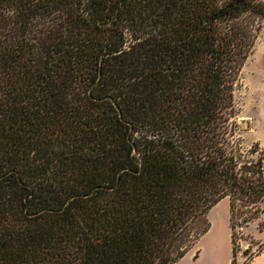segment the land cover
Returning a JSON list of instances; mask_svg holds the SVG:
<instances>
[{"label":"trees","instance_id":"1","mask_svg":"<svg viewBox=\"0 0 264 264\" xmlns=\"http://www.w3.org/2000/svg\"><path fill=\"white\" fill-rule=\"evenodd\" d=\"M263 27L264 0H0V264H176L225 198L237 264L264 232L236 105Z\"/></svg>","mask_w":264,"mask_h":264},{"label":"rangeland","instance_id":"2","mask_svg":"<svg viewBox=\"0 0 264 264\" xmlns=\"http://www.w3.org/2000/svg\"><path fill=\"white\" fill-rule=\"evenodd\" d=\"M239 109L238 123L245 132L242 135L245 147L264 144V27L257 40L252 56L246 61L236 93ZM207 220L209 232L197 246L188 251L176 264H228L232 262V241L230 238V201L222 199L213 207ZM242 238V239H241ZM237 264H243V251H255L264 244V232L259 233L256 224L237 231ZM197 251L200 255L196 258Z\"/></svg>","mask_w":264,"mask_h":264},{"label":"crops","instance_id":"3","mask_svg":"<svg viewBox=\"0 0 264 264\" xmlns=\"http://www.w3.org/2000/svg\"><path fill=\"white\" fill-rule=\"evenodd\" d=\"M230 238H231V231H230ZM232 253H233V248H232ZM228 264H232V262ZM250 264H264V252L255 260H253Z\"/></svg>","mask_w":264,"mask_h":264},{"label":"built area","instance_id":"4","mask_svg":"<svg viewBox=\"0 0 264 264\" xmlns=\"http://www.w3.org/2000/svg\"><path fill=\"white\" fill-rule=\"evenodd\" d=\"M248 250V249H247ZM246 251V250H245Z\"/></svg>","mask_w":264,"mask_h":264}]
</instances>
